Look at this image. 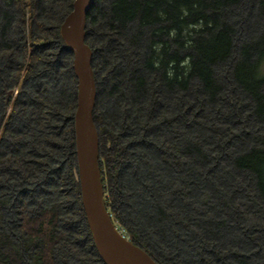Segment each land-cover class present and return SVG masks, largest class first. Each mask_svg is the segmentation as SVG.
Segmentation results:
<instances>
[{
	"label": "rangeland",
	"instance_id": "374dc122",
	"mask_svg": "<svg viewBox=\"0 0 264 264\" xmlns=\"http://www.w3.org/2000/svg\"><path fill=\"white\" fill-rule=\"evenodd\" d=\"M111 1L94 0L86 21V33L87 29L92 30L86 43L89 41L94 47L89 46L94 50L92 67L96 75L94 112L102 118L103 125L120 134L122 143L129 144V164L120 174L125 196L121 212L125 218L124 227L134 231L142 245L161 260H169V264H240L239 258L247 259V264H264V202L256 190L254 176L234 166L236 157L253 147H264V121L253 114V102L238 89L230 72L226 71L227 66H221L216 70L217 82L221 85L219 96L213 103L204 97L202 107H197L196 112L191 110L181 117L177 114L181 123L178 121L176 125L170 126L163 121L164 118L168 120L169 109H174V95L163 93L160 81L156 80L153 86L157 88L154 98L158 106L152 119L149 118L148 105L152 98L135 101L131 77L136 73L130 74L129 69L133 62V68L140 67L141 55L133 50L129 34L118 39L107 31L104 16ZM69 2L39 0L34 20L46 28L61 27L73 9L66 13ZM65 13L66 18H63ZM242 22L239 46L255 41L264 33V15L259 8L253 6L252 10H247ZM14 26L15 23L13 29ZM38 33L40 30L34 28V39ZM13 39L20 45L13 49V63L0 59V118L5 111L3 82H8L13 74V85L8 82V88L12 91V99L20 102L18 111H21L13 129L24 132L25 142L42 141L46 134H54L60 143L70 123L65 122L64 117H72L73 110L75 115L77 108L74 55L58 45V53L50 60L52 49L46 48L44 53L38 51L37 56L42 61L33 63L30 76L16 81L15 75L24 57V42L19 32H13ZM34 94L43 101L42 107L29 101L28 97ZM48 106L62 116L46 112ZM10 111L8 107L6 115ZM38 115L53 119L43 120V127L34 123ZM55 122L57 129L53 126ZM144 127L147 132L142 138L140 133ZM186 137L198 144V154L175 152L177 144L182 150L186 148L188 144L183 140ZM53 154L54 160L31 184L16 188L18 182L11 181L12 189L6 192L9 207L5 217L16 225L22 199L17 190L27 188L30 208L59 204L62 219L69 222L59 227L68 244L78 236L79 225L74 218V209L78 206L73 191L57 193L59 183L54 179L65 170H72L75 176L78 161L77 155L68 162L69 158L58 150L47 147L42 151L47 159ZM84 245L81 243L85 250L88 249ZM70 256L76 258L74 252ZM76 260L69 259L68 264H79Z\"/></svg>",
	"mask_w": 264,
	"mask_h": 264
},
{
	"label": "trees",
	"instance_id": "16d2710c",
	"mask_svg": "<svg viewBox=\"0 0 264 264\" xmlns=\"http://www.w3.org/2000/svg\"><path fill=\"white\" fill-rule=\"evenodd\" d=\"M38 1L0 0L1 60L13 63V49L20 46L14 42L13 32L15 34L19 32L23 36L24 57L18 66L16 81L31 75L33 63L41 60L40 56H37L38 51L44 53V49H52L53 51L49 54L50 60L58 53L57 45L59 48H66L60 35V25L46 28L42 23L34 20ZM74 1L70 0L68 3L67 14L71 12ZM253 6L259 8L261 14L264 15V0L111 1L104 16L105 22L108 23L107 31L108 34L118 39L129 34L133 50L141 55L140 67L133 68V62L130 63L129 69L130 74L136 73L131 77L136 91L135 101L152 98L148 105L149 118L152 119L151 115L155 114L158 106L155 99L157 88L153 86L156 80L160 81L162 86L160 90L163 93L174 95V100H176L174 109H169L168 120L163 119L165 124L169 122L171 126V124H178V121L181 123L179 118L181 114L186 112L190 114L191 110L196 112L197 107H202L204 97L213 103L221 91V85L216 78V70L221 66H227L226 71L230 72L238 89L248 95L253 102V114L264 121V33L255 41L239 46L243 18L246 11L252 10ZM15 13L17 18H15ZM66 13L63 18H66ZM13 23L16 25L14 29ZM34 25V28L40 30L35 39ZM87 31L86 38L92 30L90 28ZM18 40L21 39L18 38ZM87 44L92 49L94 48L89 41ZM8 82L13 85V74ZM8 82H3L2 94L5 111L0 118V264H68L69 259L74 261L77 259L79 264H104L88 227L82 208L79 183L72 170H65L66 172H62L54 179V182L59 183L57 193L67 194L69 190L73 191L75 203L78 206L74 209V218L77 219L76 223L79 225L76 232L78 236L71 243L64 242L66 235L59 230L60 224H69L60 215L59 204L54 202L49 207L30 208L27 201L29 199L26 193L27 188L17 190L22 194V199H20L21 206L16 213L18 216L16 225L13 226L11 224L13 221L10 223L9 217H5L9 207L6 192L12 189L11 181L15 179L18 182L16 188L31 184L34 179L44 173L49 162L54 160V154L48 159L42 155L43 149L48 147L53 151H60L65 158H69L68 162L76 155L74 110L70 115L72 117L69 115L64 117L65 122L70 123L60 143L55 140L56 135L54 134H46L42 141L31 139L25 142L24 132L13 129L15 119L19 117L21 111H18L20 102L12 99V91L8 88ZM28 98L35 106L44 105L36 94ZM8 107H11V111L6 115ZM52 111L53 107L48 106L46 112ZM53 112L62 116L60 112ZM44 115L36 116L34 123L45 127L42 124L43 120L49 122L53 117L48 116L47 118ZM94 118L100 138L99 165L105 206L113 222H118L124 227L125 218L121 212L125 196L122 193L120 174L129 164V144L122 143L120 134L103 125L102 118L95 112ZM53 126L57 129L56 122ZM142 130L140 136L144 138L147 130L145 127ZM183 140L188 145L182 150L177 144L174 147L177 154L199 153L200 148L195 141L190 137ZM234 166L254 176L256 190L264 202V147H253L236 157ZM16 188L13 190L16 191ZM72 218L70 217L71 220ZM218 227L220 228L221 224H218ZM126 231L130 242L142 248L158 264H169V260H161L142 245L134 231L131 229H126ZM81 243H85L88 249L85 250ZM71 252L76 254L74 256L76 258L70 256ZM246 260L239 258V263L247 264Z\"/></svg>",
	"mask_w": 264,
	"mask_h": 264
},
{
	"label": "water",
	"instance_id": "95a60500",
	"mask_svg": "<svg viewBox=\"0 0 264 264\" xmlns=\"http://www.w3.org/2000/svg\"><path fill=\"white\" fill-rule=\"evenodd\" d=\"M94 0H75L72 12L60 27L66 48L74 55L77 78V108L74 116L75 146L82 208L95 247L104 264H158L142 248L116 230L104 202L101 180L100 140L94 119L97 89L93 72V50L86 43V21Z\"/></svg>",
	"mask_w": 264,
	"mask_h": 264
},
{
	"label": "built area",
	"instance_id": "2783aa9c",
	"mask_svg": "<svg viewBox=\"0 0 264 264\" xmlns=\"http://www.w3.org/2000/svg\"><path fill=\"white\" fill-rule=\"evenodd\" d=\"M117 229H118V232L123 236V237H127L128 238V234L125 230L124 227L120 226L119 224H117Z\"/></svg>",
	"mask_w": 264,
	"mask_h": 264
}]
</instances>
